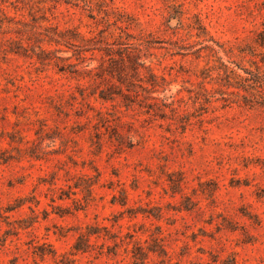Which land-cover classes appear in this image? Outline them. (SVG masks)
Listing matches in <instances>:
<instances>
[{
    "label": "rangeland",
    "instance_id": "obj_1",
    "mask_svg": "<svg viewBox=\"0 0 264 264\" xmlns=\"http://www.w3.org/2000/svg\"><path fill=\"white\" fill-rule=\"evenodd\" d=\"M263 29L264 0H0V264H264Z\"/></svg>",
    "mask_w": 264,
    "mask_h": 264
},
{
    "label": "trees",
    "instance_id": "obj_2",
    "mask_svg": "<svg viewBox=\"0 0 264 264\" xmlns=\"http://www.w3.org/2000/svg\"><path fill=\"white\" fill-rule=\"evenodd\" d=\"M256 36H259V39L256 40V43H258L260 46H264V29L256 32ZM260 61L264 65V56H262V60H260ZM139 65L141 66L143 64L139 63ZM255 69L256 70H254V71H251V69H244L243 70L245 73H247L249 75V78H246V80L250 79L252 84H254V86H256V87H261L262 85L264 86V69H261V67L257 63H255ZM250 88H252V86H250ZM251 96L254 98V93L251 92ZM260 97L262 98V101L264 104V93L261 94ZM80 239H82V238H80ZM79 241H77L74 244V248L76 250H79L82 248V247H80Z\"/></svg>",
    "mask_w": 264,
    "mask_h": 264
}]
</instances>
